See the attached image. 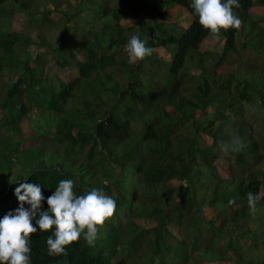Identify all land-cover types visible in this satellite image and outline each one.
<instances>
[{
    "label": "trees",
    "instance_id": "1",
    "mask_svg": "<svg viewBox=\"0 0 264 264\" xmlns=\"http://www.w3.org/2000/svg\"><path fill=\"white\" fill-rule=\"evenodd\" d=\"M147 2L0 0V173L33 164L0 189V218L18 208L20 181L39 185L47 198L60 180L72 179L78 195L103 189L117 205L95 246L81 238L66 257L49 256L54 229H38L31 264H129L132 258L139 264L145 252L126 251L125 260L113 247L126 232L136 244L151 243L158 264L264 260V239L254 238L264 235V28L248 12L264 9V0H239L234 13L242 25L222 30L217 49L199 48L211 33L191 0ZM175 4L190 16L185 28L172 27L171 11L180 13ZM47 10H60L59 16L44 23ZM18 13L22 24L12 26ZM132 35L152 48L150 57L128 59L124 46ZM47 64L74 74L69 80L46 74ZM229 130L245 146L224 156L217 142L230 140ZM30 137L33 143L19 146ZM47 150L56 161L44 160ZM249 191L259 196L255 216ZM233 198L238 207L228 205ZM47 207L45 199L42 210ZM120 221L126 231L114 245L99 246L116 235Z\"/></svg>",
    "mask_w": 264,
    "mask_h": 264
},
{
    "label": "clouds",
    "instance_id": "2",
    "mask_svg": "<svg viewBox=\"0 0 264 264\" xmlns=\"http://www.w3.org/2000/svg\"><path fill=\"white\" fill-rule=\"evenodd\" d=\"M191 6L199 18V24L217 40L222 30L239 29L242 25L241 19L234 13V8L241 7L239 0H191ZM124 51L133 63L152 55V48L146 46L137 35L130 37ZM226 135L231 139L217 142L222 155L243 150L245 145L238 135L230 130ZM75 187L72 179L60 180L52 195L45 198L39 185L18 182L14 194L19 206L0 218V264H31L30 241L38 229L40 232L54 229L46 241L49 256L66 257V248L81 238L87 246H95L100 228L116 212V201L103 189L93 188L78 195ZM45 199L48 207L42 210ZM258 202L259 196L249 191L247 203L253 216L257 212ZM228 205L238 207L235 198L230 199Z\"/></svg>",
    "mask_w": 264,
    "mask_h": 264
},
{
    "label": "rangeland",
    "instance_id": "3",
    "mask_svg": "<svg viewBox=\"0 0 264 264\" xmlns=\"http://www.w3.org/2000/svg\"><path fill=\"white\" fill-rule=\"evenodd\" d=\"M150 1L151 0H148L147 4ZM62 6H64V5H61V7ZM146 6L147 5H144V8H146ZM176 7L180 8L178 10L180 13L178 14L176 12L171 11L172 14L173 13L175 14V18H176V21L174 22V26H172V27H173V29H178L180 27L185 28L187 26L188 22L190 21V16L184 8L180 7L179 5H176ZM144 8L139 11L140 17H142L144 15V11H145ZM59 11L55 12V11L47 10V12L45 14H43V19L45 20L43 22L44 23L47 22L48 19H56L59 16ZM248 12H249V15L257 21V24L264 28V9L260 6H255V7L250 8ZM22 16L23 15L21 13L16 14V16H14L12 19V26L15 23L16 24H22ZM120 22L122 24L124 21H120ZM140 22H142L141 26L145 27V25H144L145 22L143 21V19H141ZM166 24H168V23H166ZM169 24L173 25V23H169ZM130 25L131 24H129V26ZM126 26H128V23H126ZM220 43H221V37L219 40H217L212 34H210V35H208L202 39V41L199 44V48L200 49H217L219 47ZM160 49H161V47H157V49H155V52L158 54H163V51H161ZM160 56H162L163 58L166 57L164 55H160ZM44 57H45V53H44ZM241 57H242V60H244V61L253 62V60L246 55H242ZM44 71H46V74H49V73L56 74V75L60 76L63 80H69L72 77V75L74 74L73 70H66V69L59 70V69H56L51 64L50 65L47 64L46 66H44ZM24 121H25V119H23V122ZM23 128L26 132H29V129H27L26 126H23ZM33 142H34V137H30V138L22 140L20 142L19 146L21 147V145L31 144ZM48 151L49 150L45 151L44 160H46L48 163H50L51 161H56L57 155L48 153ZM50 155H54V157L51 158ZM32 168H33V164H31V166L30 165L19 166L18 164H14L11 167L10 172L5 171L2 174L0 173V175L3 177L2 179H0V189L5 187L10 181H12V179H14L15 176H25L28 173V171L31 170ZM122 177H123V181H125V185H126V181H127V183H129L131 181L130 174H128V173L126 174V172L124 175L121 176V178ZM204 207L205 206L202 207V210L204 209ZM259 215H260V219L263 220V222H264V212H261ZM202 217H203V215H202ZM137 221L140 222L141 224H143L148 220H146V219L143 220V219L139 218ZM201 221H202V223L205 222L203 219ZM263 222L261 223V226H264ZM139 229H141V227H139ZM170 229H171V227H170ZM125 231H126V222L120 221V223H118L116 229L114 230L116 235H114L110 239L106 240V242L104 241L105 243L103 245H99V246L110 247V246L114 245L116 242V240L114 241V237H116L119 234H123ZM262 232L264 233V231H262ZM100 234H103L102 230H100ZM128 238H129L128 233L126 232L125 236H122L121 238L119 236L117 243L113 246V247H115V249L118 248V250L120 251L119 254H122V257L125 260H126V251H130L129 253H132V252H135L137 250H140L141 252L142 251L145 252V254H144L145 259L140 260L139 264H158L161 262L160 258L151 252V249L149 248L151 243L148 244V248H147L144 243L138 242L136 244V241H137L136 237L130 236V238L129 239ZM254 238L257 241H261L264 239V235L257 233V234H255ZM199 240L200 239H198V241ZM180 241H181L180 235H178V237H173V247L172 248L175 251L179 250L180 247L178 246V244L180 243ZM134 245H135V247L132 250L131 246H134ZM178 255L174 254V255H171L170 257H171V259H173V258L179 259ZM259 256L260 255H257L253 260H251V262L248 261V262H244L243 264H251L252 262H255V261H256V264H264V260L262 261L263 257L260 260V259H258ZM135 258H139V257L135 256ZM215 259L216 258H213V257L211 258L212 261ZM132 260H133V262H129V264H136L137 263L136 260H134L133 258H132ZM212 261L210 262L211 264L213 263Z\"/></svg>",
    "mask_w": 264,
    "mask_h": 264
}]
</instances>
